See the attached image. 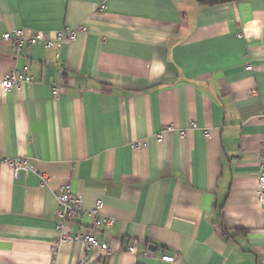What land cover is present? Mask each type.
<instances>
[{
	"label": "crops",
	"instance_id": "0c3cea01",
	"mask_svg": "<svg viewBox=\"0 0 264 264\" xmlns=\"http://www.w3.org/2000/svg\"><path fill=\"white\" fill-rule=\"evenodd\" d=\"M79 25L54 49L2 39ZM23 67L0 85V264H264V0H0V82ZM64 184L82 209L65 233L109 253L57 246Z\"/></svg>",
	"mask_w": 264,
	"mask_h": 264
},
{
	"label": "built area",
	"instance_id": "2783aa9c",
	"mask_svg": "<svg viewBox=\"0 0 264 264\" xmlns=\"http://www.w3.org/2000/svg\"><path fill=\"white\" fill-rule=\"evenodd\" d=\"M101 6L99 9H103ZM87 28L83 25L76 27H65L60 31L53 33H47L45 31H34L32 33H25L23 29H15L12 32H6L3 34L2 39L7 42H11L14 46L16 53L20 54L25 48L32 47L35 45H42L45 49H54L60 44L70 43L75 40L76 36L79 33H86ZM252 69L251 65L245 67L246 71ZM31 78L27 73V69L23 67L20 70L13 69L10 72L6 73L0 85L4 91L11 90L13 88H19L22 85L30 83ZM52 95L56 96L59 92V87L53 85L51 87ZM251 94H257V91H250ZM195 123H192L191 127H195ZM167 130H172V127H168ZM204 135L208 137L207 131L204 132ZM157 140H161V136H157ZM14 174H17L18 171H24L25 173L30 170V166L27 163L26 159H18L16 161H10ZM42 179L45 181L46 177L42 175ZM256 185H257V200L258 204L264 210V161H261L259 169L256 175ZM56 200V243L57 246H61L66 243L79 244L84 250H89L91 248H100L104 253H109V249L105 243H98L93 235L87 234H75L71 236L65 233V225L75 223L78 218L82 215V209L80 205V196L74 195L70 191V186L68 184L61 185L55 192ZM102 208V203L98 201L92 210L91 214L94 217V224H100L104 226H111L114 223L113 219L100 217L99 212ZM130 253H135V248L130 247L128 250ZM57 250L52 249V254L55 255ZM145 254H148L146 251ZM162 261L172 263L174 257L165 255L161 258ZM79 264H87L86 257L80 259Z\"/></svg>",
	"mask_w": 264,
	"mask_h": 264
},
{
	"label": "trees",
	"instance_id": "16d2710c",
	"mask_svg": "<svg viewBox=\"0 0 264 264\" xmlns=\"http://www.w3.org/2000/svg\"><path fill=\"white\" fill-rule=\"evenodd\" d=\"M200 7H212L232 1H243V0H195Z\"/></svg>",
	"mask_w": 264,
	"mask_h": 264
}]
</instances>
